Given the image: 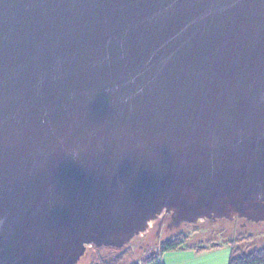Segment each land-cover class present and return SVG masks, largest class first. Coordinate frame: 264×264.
Segmentation results:
<instances>
[{"label":"water","instance_id":"obj_1","mask_svg":"<svg viewBox=\"0 0 264 264\" xmlns=\"http://www.w3.org/2000/svg\"><path fill=\"white\" fill-rule=\"evenodd\" d=\"M163 215L264 223V0H0V264Z\"/></svg>","mask_w":264,"mask_h":264},{"label":"rangeland","instance_id":"obj_2","mask_svg":"<svg viewBox=\"0 0 264 264\" xmlns=\"http://www.w3.org/2000/svg\"><path fill=\"white\" fill-rule=\"evenodd\" d=\"M159 219L160 217L157 220ZM157 220L149 224L147 232L140 236H136L121 249L114 250L117 252L127 251L132 254V258L137 259V261H147L149 257L153 255L156 245L165 244L167 242L172 243L174 241V236L177 234H183L186 236L182 247L196 248L206 246L207 248H210L213 246V242L216 243L217 246L212 248L227 247L226 244H223L226 239H238L239 235H246L248 233L252 234V236L256 237L258 240L264 239L263 225H253L248 221L247 223L241 221L242 219H237V221L221 220L220 223L211 222L209 224L204 221H198L193 225L187 226L183 224L178 227H173L170 215H167L161 229L158 228ZM167 223L171 225L170 228H166L165 224ZM146 241L149 242V245H144ZM84 250V255L78 260L77 264H90L97 256L106 257L117 253L111 249H100L94 246H87ZM172 251L173 250L165 251L163 257L167 253H172Z\"/></svg>","mask_w":264,"mask_h":264},{"label":"trees","instance_id":"obj_3","mask_svg":"<svg viewBox=\"0 0 264 264\" xmlns=\"http://www.w3.org/2000/svg\"><path fill=\"white\" fill-rule=\"evenodd\" d=\"M220 221L216 222L220 223ZM241 221L244 220L242 219ZM204 222L208 224L211 223L209 221ZM251 224L264 226V223ZM185 225L188 226L189 224ZM185 239L186 236L183 234L175 235L174 241L172 242L173 244L170 242L164 244V246H166L165 251L181 248ZM223 244H226L230 248L228 264H264V239L258 240L256 237H253L252 234L248 233L246 235H239L238 239H226ZM144 245H149V242L146 241ZM216 246V243L213 242L212 247ZM107 249L114 250L112 248ZM90 264H137V259L132 258V254L127 251H119L106 257L97 256Z\"/></svg>","mask_w":264,"mask_h":264},{"label":"crops","instance_id":"obj_4","mask_svg":"<svg viewBox=\"0 0 264 264\" xmlns=\"http://www.w3.org/2000/svg\"><path fill=\"white\" fill-rule=\"evenodd\" d=\"M230 248L182 247L167 253L162 264H228Z\"/></svg>","mask_w":264,"mask_h":264},{"label":"built area","instance_id":"obj_5","mask_svg":"<svg viewBox=\"0 0 264 264\" xmlns=\"http://www.w3.org/2000/svg\"><path fill=\"white\" fill-rule=\"evenodd\" d=\"M156 246L153 255H151L147 261H137V264H162L166 246H164V244Z\"/></svg>","mask_w":264,"mask_h":264},{"label":"flooded vegetation","instance_id":"obj_6","mask_svg":"<svg viewBox=\"0 0 264 264\" xmlns=\"http://www.w3.org/2000/svg\"><path fill=\"white\" fill-rule=\"evenodd\" d=\"M166 217H167V215H163V216L160 217L159 220L156 221L157 222V225H158V228L161 229V227H162V225H163ZM169 223L165 224L166 228H170L171 227V225Z\"/></svg>","mask_w":264,"mask_h":264}]
</instances>
